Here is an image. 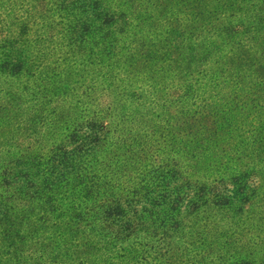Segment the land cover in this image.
Returning a JSON list of instances; mask_svg holds the SVG:
<instances>
[{"label": "trees", "instance_id": "obj_1", "mask_svg": "<svg viewBox=\"0 0 264 264\" xmlns=\"http://www.w3.org/2000/svg\"><path fill=\"white\" fill-rule=\"evenodd\" d=\"M6 1L0 0V84L19 88L0 87V129L41 114L42 126L50 124L54 130V124H60L59 142H237L236 158L200 160L192 155L184 162L191 175L202 177L197 196L189 202L201 217L202 232L213 214L224 209L235 221L255 216L256 207L264 205V0H80L84 7L104 13L101 25L88 22L92 45L104 53L101 82L105 86L112 77L113 82L122 81L119 87H146L151 95L90 97L89 110L69 115L52 111V99L41 96L47 87H39L51 76L23 80L32 62L25 52L38 36L32 39L26 22L19 19L23 0ZM176 14L184 17L183 27L170 22ZM9 15L13 21L5 20ZM168 42L176 47L174 52L165 50ZM117 64L121 74L112 72ZM161 90L173 96L158 95ZM124 123L128 139L119 135L114 141L111 130ZM46 135L54 138L53 132ZM3 147L7 158L0 163V264H113L117 258L119 264H165L169 247L161 260H149L138 256L137 246L145 244L136 237L150 231L144 219L145 212L156 213L153 206L163 208L159 224L180 222V211L174 213L180 208L178 197L173 212L165 213L169 196H164L151 200L149 208L141 207L143 216L134 213L128 220L120 199L110 203L107 194L95 190L80 194L88 183L83 186L77 174V186L72 184L63 162L39 161L32 146ZM74 164L81 172L95 169L87 159ZM253 174L260 177V185L250 183ZM72 189L74 205L64 208L63 193L72 194ZM48 196L57 207H45ZM88 199L98 201L97 206H78ZM256 214L258 223L264 221V211L256 209ZM257 228L263 232L264 224ZM93 232L108 236V252L102 254L92 245ZM204 241L202 234L198 264H264V257L252 252L230 254L229 246Z\"/></svg>", "mask_w": 264, "mask_h": 264}, {"label": "rangeland", "instance_id": "obj_2", "mask_svg": "<svg viewBox=\"0 0 264 264\" xmlns=\"http://www.w3.org/2000/svg\"><path fill=\"white\" fill-rule=\"evenodd\" d=\"M6 3H11V0H7ZM21 3L24 7L22 12L17 10L21 17L19 19L26 22L32 39L38 36L36 44L25 52L32 62L25 67L23 80H28L31 76L39 79L51 76L49 77L51 81H44L39 88L47 87L46 95L41 96L52 99L49 105L52 111L65 112L67 115L78 111L86 112L90 109L88 99L103 94L113 97L151 95L150 89L146 87L144 90L119 87L122 81L113 82L112 77L107 80L105 86L104 82H101V74L104 72V53L99 54V48L92 45L89 35L92 26H88L89 21L97 26L101 25L104 17L101 8L88 9L80 0H23ZM13 19L9 15L5 20L13 21ZM170 22L174 25L178 23V28L185 25L184 17L180 18L178 14L172 16ZM195 27L194 24L193 30ZM188 28L191 29V26ZM95 33L99 34V30ZM171 37L177 38L176 34H172ZM165 50L174 52L176 47L169 43V47ZM119 70L117 64L112 72L115 74L114 72L117 71L121 74ZM117 77L123 78V76ZM109 84L110 87H108ZM22 86L25 85L22 83ZM0 87L18 86L7 82L4 85L0 84ZM167 94L173 96V92L163 90L158 95ZM42 119L41 114L28 116L24 119L20 118L17 122L7 123L0 129V147H2L0 163L7 158L2 154L5 151L3 146L6 144L32 146L39 161L50 158L52 161L63 162L61 167L70 172L72 184L77 186L75 179L77 174H81L79 181H83L82 185L85 186V183H88V189L80 193L83 196L95 190L98 194L99 192L107 194L110 203L112 199H120L121 206L127 213L125 218L128 220L134 219V213L137 216H143L141 207L149 208L151 200H162L164 196L165 198L169 196V205L165 213L173 212L175 207L173 203L177 200L175 197L179 198L180 208L174 213L180 211L179 217L182 218L180 222L171 221L166 226L159 224L157 217H163L161 206H153L156 213L145 212L146 218L143 217V219L150 231H147V234H137L136 238L141 239V242L145 244L137 246H141V252L137 251L138 256L144 254L149 260L157 257L159 260L160 254L163 251L166 252V247H169V252L165 255L166 262L163 260V263L198 264L197 259H200V249L203 247L201 242L203 234L204 242L208 244L215 240V243L220 246L227 245L230 254L247 255L252 252V255L264 257V229L262 232L257 228V225H263L264 221L258 223L260 214H256V209L259 212L264 211V205L261 208L256 207L255 216L251 220L236 219L235 221L234 218L231 219L232 213L225 209L214 213L211 217L212 223L202 232L201 217L192 211L193 205L189 202L197 196V180L202 177H199L196 172L191 175V172L186 170L184 162L189 161L192 155L200 160L236 158L239 154L233 151V147L237 142H120V140L112 142L110 138H108L109 142L91 144L89 142H59L56 136L62 132L60 124H54L55 128L52 130L48 128L50 124L41 125ZM44 131L53 132L54 138L46 135ZM110 134L113 135L114 141L119 135L122 139H128L127 124L113 128ZM185 145L189 147L186 148ZM189 148L191 152L187 153ZM79 159L90 160L95 169L78 171L74 163L79 164ZM253 160L258 159L253 155ZM260 180L258 175L253 174L250 183L252 186H258L261 184ZM8 191L11 192L10 189ZM75 197L73 189L72 194L69 190L64 192L62 206L72 207ZM47 198L46 208L58 206L53 197ZM88 200H80L78 206L83 208L97 206L98 201ZM260 204H264V200ZM151 205L154 204L151 203ZM91 238L92 245L96 244L102 254L108 252L111 243L107 235H98L93 232ZM132 241L134 242L135 239ZM136 260H140V257ZM112 263L119 264L120 258L113 259Z\"/></svg>", "mask_w": 264, "mask_h": 264}]
</instances>
